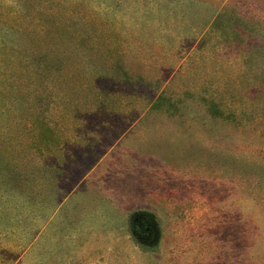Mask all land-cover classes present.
<instances>
[{
    "label": "rangeland",
    "instance_id": "rangeland-1",
    "mask_svg": "<svg viewBox=\"0 0 264 264\" xmlns=\"http://www.w3.org/2000/svg\"><path fill=\"white\" fill-rule=\"evenodd\" d=\"M124 3L153 13L108 17L127 41L125 67L142 80L100 83L118 112L81 117L55 187L32 212L40 217L29 216L41 236L15 264H264V202L232 167V177L223 172L227 157L264 162V129L210 121L200 102L215 89L232 106L242 91L241 51L202 39L209 18L226 7L233 23L264 27V0ZM160 93L184 101L181 117L148 111ZM6 227L0 244L9 247L24 231Z\"/></svg>",
    "mask_w": 264,
    "mask_h": 264
},
{
    "label": "trees",
    "instance_id": "trees-1",
    "mask_svg": "<svg viewBox=\"0 0 264 264\" xmlns=\"http://www.w3.org/2000/svg\"><path fill=\"white\" fill-rule=\"evenodd\" d=\"M144 8L124 0H0V219L24 231L16 236L19 242L0 244V264H15L40 238L41 228L31 229L29 216L40 217L32 212L42 209L44 192L55 187L65 148L83 128L81 117L118 112L116 95L100 83L141 82L125 67L127 41L108 17L127 12L150 18L152 9ZM229 14L222 7L212 15L202 39L213 37L222 49L241 51L240 99L226 106L215 89H204L200 102L210 121L264 129V27L238 24L242 19L235 15L233 23ZM251 38L258 46L246 51ZM147 108L181 117L185 105L160 93ZM251 115L253 123H244ZM227 159L233 162L225 163L224 174L232 177L227 173L232 167L236 179L264 202V162ZM6 226L0 225L2 236L9 232Z\"/></svg>",
    "mask_w": 264,
    "mask_h": 264
}]
</instances>
